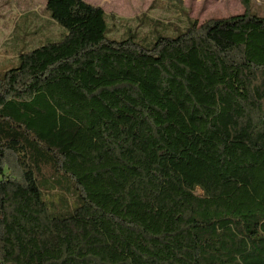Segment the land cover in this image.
<instances>
[{
    "label": "trees",
    "instance_id": "obj_1",
    "mask_svg": "<svg viewBox=\"0 0 264 264\" xmlns=\"http://www.w3.org/2000/svg\"><path fill=\"white\" fill-rule=\"evenodd\" d=\"M45 1L64 36L0 73V264H264V16L144 46ZM55 176L67 213L39 187Z\"/></svg>",
    "mask_w": 264,
    "mask_h": 264
},
{
    "label": "rangeland",
    "instance_id": "obj_2",
    "mask_svg": "<svg viewBox=\"0 0 264 264\" xmlns=\"http://www.w3.org/2000/svg\"><path fill=\"white\" fill-rule=\"evenodd\" d=\"M100 6L115 25L109 37L120 40L134 37L144 46L158 37L176 36L191 20L199 24L250 12L264 16V0H85ZM45 0H0V73L17 63L18 53L48 42L61 40L65 29L54 22L45 8ZM114 18V19H113ZM53 172L42 166L40 177ZM39 178V187L52 214L67 213L77 205L73 180L65 176ZM195 193L203 190L195 187Z\"/></svg>",
    "mask_w": 264,
    "mask_h": 264
}]
</instances>
